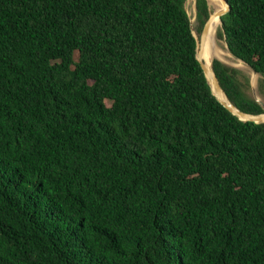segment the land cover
<instances>
[{"label": "trees", "instance_id": "16d2710c", "mask_svg": "<svg viewBox=\"0 0 264 264\" xmlns=\"http://www.w3.org/2000/svg\"><path fill=\"white\" fill-rule=\"evenodd\" d=\"M226 2L264 94V0ZM198 43L185 0H0V264H264V123Z\"/></svg>", "mask_w": 264, "mask_h": 264}, {"label": "water", "instance_id": "95a60500", "mask_svg": "<svg viewBox=\"0 0 264 264\" xmlns=\"http://www.w3.org/2000/svg\"><path fill=\"white\" fill-rule=\"evenodd\" d=\"M219 1L222 3L223 8L221 10L211 14L210 17L208 18V20L206 21V23L202 29V32H201V36H200V40H199V48H198L199 50L196 53V58L199 61L200 65L203 69V72L205 74V77H206L209 85H210V88L212 90L213 95L219 101V103H221L229 112H231L233 115H235L241 121L253 122L256 124L264 123V113L258 114V115L247 114V113L239 111L234 106H232L229 103V101L227 100L226 96L224 95L222 89L220 88V85L218 84L217 78H216L215 73L213 71L212 62L210 63V67L206 68L205 64L201 60L202 48L205 45L208 30H209V27H210L212 20L214 18H218L220 20V17L223 16L224 14H226L230 9L226 0H219ZM220 24H221V20H220ZM225 45H226V43H225ZM226 47H227V45H226ZM232 57H234L236 60L242 62V64H244L247 68H249V70L252 73L257 74L256 71H254V69H252L249 65H247L243 61L239 60L234 55H232ZM222 95L224 96V99L221 98ZM256 102H258V101L256 100ZM258 104L264 110L263 105L259 102H258Z\"/></svg>", "mask_w": 264, "mask_h": 264}, {"label": "bare ground", "instance_id": "6f19581e", "mask_svg": "<svg viewBox=\"0 0 264 264\" xmlns=\"http://www.w3.org/2000/svg\"><path fill=\"white\" fill-rule=\"evenodd\" d=\"M214 4V8L212 11V14L221 10L223 8L222 3L219 0H212ZM220 26V20L218 18H214L210 24L206 42H205V60L204 64L206 68L210 67V61L212 58H217L223 62L229 63L231 66L242 70L247 71L249 68H247L242 62L236 60L230 52H224L217 43V31ZM231 60H229V59ZM222 99H224L223 95L221 96Z\"/></svg>", "mask_w": 264, "mask_h": 264}, {"label": "rangeland", "instance_id": "374dc122", "mask_svg": "<svg viewBox=\"0 0 264 264\" xmlns=\"http://www.w3.org/2000/svg\"><path fill=\"white\" fill-rule=\"evenodd\" d=\"M207 1H208V5H209V10H210V12L212 14V11H213V8H214L213 1L212 0H207ZM185 9L187 11L188 16L190 17L191 26H192V29H193V34L196 37V39H198V42H199V36H200L201 33L198 31L199 30V24H198V21L196 20L195 0L194 1L185 0ZM220 26H219V28H220ZM217 43H218L219 47L224 52H228L229 53V51H228V49H227V47L225 45V42L223 40H220L217 37ZM198 48H199V43H198ZM214 59H217V58H212L210 63ZM217 60H219V59H217ZM219 61H221V60H219ZM221 62H223V61H221ZM223 63L226 64V65L231 66L229 63H226V62H223ZM242 72L247 76V78L249 80V88L246 90L247 94L251 98H253V99L257 100L259 103H261L263 105V107H264V94L261 93L259 91V88H258V83H259V81L261 79L260 75L252 73L249 69L247 71H245V72L244 71H242Z\"/></svg>", "mask_w": 264, "mask_h": 264}]
</instances>
